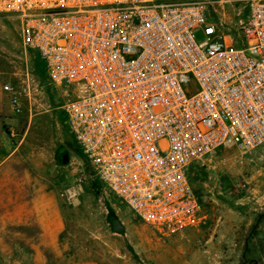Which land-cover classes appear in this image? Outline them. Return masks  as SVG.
<instances>
[{"label": "built area", "instance_id": "built-area-1", "mask_svg": "<svg viewBox=\"0 0 264 264\" xmlns=\"http://www.w3.org/2000/svg\"><path fill=\"white\" fill-rule=\"evenodd\" d=\"M231 3L247 9L235 41L210 20ZM0 14L70 88L63 110L96 181L164 236L203 219L188 167L264 144V0H0ZM3 89L21 113L22 92Z\"/></svg>", "mask_w": 264, "mask_h": 264}, {"label": "rangeland", "instance_id": "rangeland-1", "mask_svg": "<svg viewBox=\"0 0 264 264\" xmlns=\"http://www.w3.org/2000/svg\"><path fill=\"white\" fill-rule=\"evenodd\" d=\"M186 1L190 0L158 2ZM214 6L210 20L235 41L239 19L247 9L241 3ZM195 37L204 40L201 30ZM3 83L22 92V111L16 114L22 120L14 139L23 135L35 113L30 138H38L47 159L41 189L32 183L30 192L16 193L17 198L27 197L24 202L0 208V264H264V151L252 153L264 144L250 151L223 147L188 167L186 176L203 219L164 236L96 181L63 110L70 88L49 81L40 55L23 46L20 22L11 14H0ZM65 154L64 164L60 160ZM69 189L74 196L65 194ZM109 212L122 224L120 231L111 230Z\"/></svg>", "mask_w": 264, "mask_h": 264}, {"label": "crops", "instance_id": "crops-1", "mask_svg": "<svg viewBox=\"0 0 264 264\" xmlns=\"http://www.w3.org/2000/svg\"><path fill=\"white\" fill-rule=\"evenodd\" d=\"M5 85L8 84L0 85V208L17 206L20 201L24 202L27 197L23 195L22 198H17L16 193L30 192L33 188L32 183L36 190L41 189V172L42 170L46 172L43 161L47 159L38 146V138H30V120L35 113L29 117L23 135L18 140L14 139V130L22 117H17L12 110L9 94L3 89ZM40 91L41 88L35 93L39 94ZM28 95L30 96V93ZM37 107L39 111V103ZM263 151L264 148L259 147L252 153L257 156ZM56 157V155L53 157L52 162L56 160ZM56 166H58L57 163L54 164V167Z\"/></svg>", "mask_w": 264, "mask_h": 264}, {"label": "water", "instance_id": "water-1", "mask_svg": "<svg viewBox=\"0 0 264 264\" xmlns=\"http://www.w3.org/2000/svg\"><path fill=\"white\" fill-rule=\"evenodd\" d=\"M45 83L47 84V82ZM67 161H68V156L65 154L62 160H60V162H63L65 164L67 163ZM107 220L110 224L111 230L116 232V231H120L123 228L122 224L119 222L118 218L114 213L109 212L107 215Z\"/></svg>", "mask_w": 264, "mask_h": 264}, {"label": "trees", "instance_id": "trees-1", "mask_svg": "<svg viewBox=\"0 0 264 264\" xmlns=\"http://www.w3.org/2000/svg\"><path fill=\"white\" fill-rule=\"evenodd\" d=\"M157 1H160V0H157Z\"/></svg>", "mask_w": 264, "mask_h": 264}]
</instances>
